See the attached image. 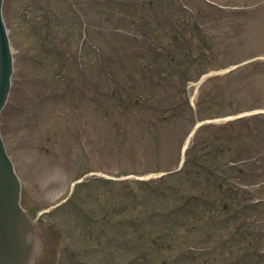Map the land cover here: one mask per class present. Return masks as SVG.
I'll list each match as a JSON object with an SVG mask.
<instances>
[{"label": "rangeland", "instance_id": "1", "mask_svg": "<svg viewBox=\"0 0 264 264\" xmlns=\"http://www.w3.org/2000/svg\"><path fill=\"white\" fill-rule=\"evenodd\" d=\"M175 1H3L13 75L0 130L22 181V205L46 231L61 234L55 264H242L245 254L254 257L246 245L264 235V206L233 212L245 197L264 202V0H203L202 15L195 11L201 3L177 0L186 7L177 13ZM170 10L178 24L200 22L197 33L212 50L210 62L202 54L194 73L204 72L188 81L186 95L161 67L145 73L134 65L139 41L158 40ZM100 62L113 68L109 80ZM184 100L182 115L164 114L162 107ZM240 116H258L243 139L231 123ZM197 121L203 124L193 133ZM203 140L210 145L199 150ZM186 143L196 147L191 161L199 167L247 166V173L232 167L222 177L189 176L177 170ZM91 176L99 179L87 191L81 184ZM228 180L234 195L221 193ZM216 198L227 209L211 214ZM226 242L244 245L232 250ZM258 244L264 252V237Z\"/></svg>", "mask_w": 264, "mask_h": 264}, {"label": "trees", "instance_id": "2", "mask_svg": "<svg viewBox=\"0 0 264 264\" xmlns=\"http://www.w3.org/2000/svg\"><path fill=\"white\" fill-rule=\"evenodd\" d=\"M199 2L201 3V9L200 8H196L195 11L196 13H200V15H202V9L204 6V2L203 0H194V2L196 3ZM169 4L171 6H173V3L168 1ZM193 2V4H194ZM183 3L179 2V1H175L174 2V6L175 9L177 11V13H181L184 10H181L180 7L182 8H186L182 5ZM180 6V7H179ZM173 10H170V13L168 14L167 19L170 20L169 24H167L166 19L162 21V24L160 27H158V29H164V27H166V32L164 29V32H159L158 34V40L156 39L155 36H153V39L149 40L151 42H149L146 38L143 39L145 41L142 42L139 41V46H140V57L137 56L136 58L139 59L138 62H134V65L136 66V68L139 69H143L146 73V71H150L151 69L154 71L160 70L161 67V71L164 74H170V76L176 77V80L178 81L179 85V92H181L183 95H186V89H185V82L188 78H195L196 75H198L201 72H204L203 69L201 70H197V74L194 73L195 69L197 68V64H201V66L203 67V62H202V58L205 54V59L206 60H212L210 58V52H212V50H210V45H205V43L203 42V39H201L199 37V34L197 33L201 23L198 22L195 23L194 21H192V24H178L174 19H173ZM147 31V30H146ZM146 31H144L143 33H146ZM182 33V34H181ZM167 37V41L166 40H162L160 35H163ZM185 36L186 40L185 42H180L181 40V36ZM141 35H138L137 37H139ZM193 37L195 38L194 41L192 42ZM167 43H166V42ZM142 47V48H141ZM200 47V48H199ZM212 47V46H211ZM210 51V52H209ZM209 52V53H208ZM202 55V56H201ZM200 56V57H199ZM142 62V63H141ZM210 62V61H209ZM212 65V64H211ZM132 66V65H131ZM106 64L104 67L100 66L99 68V73L102 76V78L107 79V76L111 75L110 73L113 70V68L111 66H107ZM125 72H129V69H125ZM132 75V74H131ZM230 75V73L228 74V76ZM213 79H217V77H214ZM219 79V78H218ZM123 88L125 86H123V83L121 85H116L114 86V91L117 92V88ZM121 88H119V91L122 92L123 90H121ZM110 90V89H109ZM108 91V89L106 90ZM131 98H133L134 101H136L137 103H139L140 101L137 99L141 98V96H139L138 94H134V95H130ZM130 98V99H131ZM199 103V102H198ZM188 105L187 102L181 101V102H176L172 101L169 103L168 107L165 108V110L162 107V110L164 112V114L168 115V118L170 119H176V116H180V114L182 115V112L184 111V108ZM200 105V104H198ZM119 107V106H116ZM122 107H128V102H126V104H123ZM258 117V116H257ZM256 116L254 117H245V118H239L236 119L234 121H231V123L233 122H237L238 123V139L242 138L243 139V132L248 131L250 129H254V127L250 124V122L252 120H254V118H257ZM186 119V118H185ZM186 121V120H183ZM207 142V140H203L200 144L202 147H200L199 150H202L204 147H209L210 143L206 146H203L205 143ZM196 148L193 145L190 146L187 151H186V159L184 162L183 167L181 168V171L189 173L190 174H196L197 176L199 174H203L205 171L208 174L207 176L210 178H212V176H220L224 175L223 172L224 171H229L230 169H232V167L234 168L235 171H238L242 176H245L244 173H247V166H243L244 168H238L236 166L233 165H228L227 167L223 168L220 167L219 165H203L201 167L197 166V164H193L191 161V153L192 151H194ZM192 150V151H191ZM210 151V150H209ZM242 153V152H241ZM203 157H207V155L204 154ZM209 166V167H208ZM211 168L210 172L208 171V169ZM192 168V170H191ZM242 169V170H241ZM193 171V173H192ZM249 174V172H248ZM229 182V180H228ZM220 184V183H219ZM222 188L227 187V190L222 191L221 193H224L225 195H227L226 193L231 191V193L234 195V193L236 192V188L235 186L232 187L230 182L229 183H222ZM243 191L245 192L246 190L243 189ZM260 196H263V193H259ZM240 195V194H239ZM162 196H166V195H162ZM213 200V199H212ZM213 205H214V210L211 211V214H213L218 208L219 210H225L227 209V207H222L220 201L218 198H216V200H213ZM212 205V206H213ZM203 206L205 207V204H203ZM264 206V202H262L261 200H258L256 202H253L252 204L247 200V198H243L240 200L239 204H238V210L236 212H233L234 214H237L239 212V210H241V208H248L251 209V211L254 210V208L258 207L260 208V210H262ZM222 207V208H221ZM209 210H210V206H207V210L205 208L204 214L206 217L209 216ZM230 212V211H229ZM188 216L191 215L190 212H187ZM232 215V213L230 214ZM230 215L229 217H227L226 219H223V216L221 217V219L225 220L226 222L228 221V219H230ZM202 217V212L199 215V218ZM262 225V224H261ZM248 227V225H245V228ZM261 227V226H258ZM242 228H238V230H241ZM249 229V228H246ZM251 230V229H250ZM253 231V230H252ZM246 235V232H245ZM258 238L255 240L254 243L257 244V242L261 239H263L264 235L260 233H257ZM256 244H253L250 242H247V247L248 248H253L252 250L254 251V257H252L250 254H245V256H243L242 258H240L239 260L242 262V264H251L249 263L250 261H253L252 264H264V252H260V247L261 245L258 244V246ZM227 247L229 245L232 246V250L241 247V245H244V243H241L240 246L237 243L236 246L234 244L228 243L226 242L225 244ZM263 247V246H262ZM226 249V248H225ZM260 252V254L258 253ZM252 257L251 259L249 257Z\"/></svg>", "mask_w": 264, "mask_h": 264}, {"label": "water", "instance_id": "3", "mask_svg": "<svg viewBox=\"0 0 264 264\" xmlns=\"http://www.w3.org/2000/svg\"><path fill=\"white\" fill-rule=\"evenodd\" d=\"M0 0V111L12 72V55L2 19ZM21 182L0 135V264H25L34 243V226L21 207Z\"/></svg>", "mask_w": 264, "mask_h": 264}, {"label": "flooded vegetation", "instance_id": "4", "mask_svg": "<svg viewBox=\"0 0 264 264\" xmlns=\"http://www.w3.org/2000/svg\"><path fill=\"white\" fill-rule=\"evenodd\" d=\"M40 234H41V242H42V247H41V250H45L46 248H47V246H49L50 245V242H48L45 238H43L44 237V233H43V231H40ZM39 248H40V246H39ZM40 260H38L36 263H35V261H33V263L32 264H41V262H39ZM49 264V263H48Z\"/></svg>", "mask_w": 264, "mask_h": 264}]
</instances>
